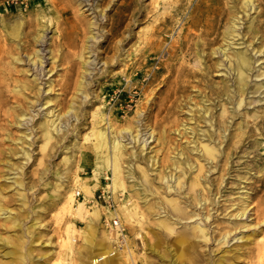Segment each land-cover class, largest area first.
<instances>
[{"label": "rangeland", "instance_id": "obj_1", "mask_svg": "<svg viewBox=\"0 0 264 264\" xmlns=\"http://www.w3.org/2000/svg\"><path fill=\"white\" fill-rule=\"evenodd\" d=\"M244 2L25 0V4L0 11V76H7L6 89L15 94L4 109L21 113L20 124L2 120L6 131L0 133V203L5 208L0 210V237L9 244H0V264H91L95 247L106 244L107 239L111 246L116 245L113 218L124 226L126 245L106 264H172V258L175 264H207L206 259L211 262V258H221L223 264H264V130L256 129V120L264 113V40L260 41L264 0H250L247 9ZM75 21L84 24L78 26ZM87 26L94 39L81 34L79 28ZM227 29L230 33L225 32ZM254 30L258 32L252 41ZM249 43L257 46L255 50L262 49L251 52H255L254 67L251 74L248 72L243 102L236 108L235 100L213 88H233L236 71L232 60L251 47ZM221 48H226L227 55L218 51ZM15 56L19 60L15 61ZM80 81L83 89L77 85ZM19 99L20 108L15 107ZM189 107L195 108L193 118ZM222 113L227 119L224 122L219 121ZM49 118L55 122L48 137ZM184 125L194 131L182 133ZM249 127H253L250 136ZM97 129L106 132L108 145L113 134L123 144L120 169L124 190L111 185L112 170L107 164L96 170L98 180L93 177L96 164L102 160L93 154ZM192 139L199 149L203 141H216L220 150L216 152L218 160L200 158L205 163L203 169L209 168L206 171L214 184L210 192L218 201L207 200L200 206H205L200 208L204 214L207 210L211 214L207 221L197 215L190 217L199 205L191 209L180 194L167 192L161 179L170 172L177 174L168 165L176 151H188L192 159L198 156L191 147L193 142H189ZM194 164L196 169L197 160ZM218 183L220 192L215 193ZM188 192L185 186L181 196ZM164 197L181 200L186 212L179 215L178 223L172 222L171 233L157 224L172 213ZM127 199L137 218L131 224L121 216L120 205ZM244 199L245 213L234 216L237 201ZM232 202L236 203L230 205ZM95 204L99 218L90 220ZM194 217L200 223H210L209 231L213 228L210 233L216 238L218 231L230 228L232 238L224 244L213 239L206 245L198 242L194 249L189 247L190 238L178 255L174 237L177 232L187 233L196 221ZM239 235L249 238L236 239ZM8 248L18 249L15 253L21 257L4 254Z\"/></svg>", "mask_w": 264, "mask_h": 264}, {"label": "bare ground", "instance_id": "obj_2", "mask_svg": "<svg viewBox=\"0 0 264 264\" xmlns=\"http://www.w3.org/2000/svg\"><path fill=\"white\" fill-rule=\"evenodd\" d=\"M250 0H245L244 2V5L246 6V9H247V5L249 3ZM78 3V2H77ZM241 4V3H240ZM252 4V3H251ZM79 5V4H78ZM254 5V4H253ZM244 6V7H245ZM231 7V6H230ZM243 7V6H242ZM245 9V8H244ZM83 11V10H82ZM238 11V10H237ZM248 11V10H247ZM234 12V11H232ZM249 13V12H248ZM82 14V13H81ZM244 14V13H243ZM77 15V14H76ZM247 15V14H246ZM128 16V15H126ZM236 16V15H234ZM237 18V16H236ZM238 18H240L238 16ZM18 19V18H17ZM233 19V18H232ZM167 20V19H166ZM89 21V20H88ZM195 21V20H194ZM2 22V21H1ZM238 22V21H237ZM4 23V22H3ZM79 23H83L84 22H79ZM78 23V24H79ZM94 23V20L93 22H91L90 24ZM262 23V22H261ZM75 24H77V22L75 21ZM87 24V23H86ZM264 24V22H263ZM11 25V24H10ZM20 25V24H19ZM93 25V24H92ZM124 25V24H123ZM232 25V24H231ZM79 26V25H78ZM235 26V25H233ZM242 26V25H241ZM89 26L85 27V28H79L80 32L82 35H84L83 37L85 39L87 38H93L94 39V35L93 33L90 34V30L88 28ZM91 27V26H90ZM97 27V26H96ZM243 27V26H242ZM264 27V26H263ZM262 27V28H263ZM92 28V27H91ZM90 28V29H91ZM119 28V27H118ZM240 28V26H239ZM261 27H259V29L261 30L262 29ZM46 29V28H45ZM233 29V28H232ZM236 29V28H235ZM7 30V29H6ZM86 30H87V33H86ZM122 30V29H121ZM8 31V30H7ZM14 31V30H13ZM16 31V29H15ZM242 31V30H241ZM12 32V31H11ZM17 32V31H16ZM15 32V33H16ZM89 32V33H88ZM117 32V31H116ZM226 33L229 32V30H225ZM258 30H254V31H251L252 35L251 36V40L253 41V38H254V35L255 33H257ZM230 33V32H229ZM118 34V33H117ZM241 34V32H240ZM243 34V33H242ZM262 37H261V40L260 41H263L264 40V32L261 33ZM230 36V35H229ZM240 36V35H239ZM246 36V35H245ZM40 35L37 36V39H40ZM201 37V36H200ZM259 37V36H257ZM184 38V37H183ZM186 38V37H185ZM199 39V37H198ZM231 39H234L231 38ZM237 39V38H236ZM92 40V39H91ZM201 40V39H200ZM250 40V41H251ZM42 41V40H41ZM72 41V40H71ZM230 41V40H229ZM122 42V41H121ZM239 42V41H238ZM244 42V41H243ZM255 42V41H254ZM37 43V42H36ZM231 43V42H230ZM81 44V43H80ZM121 44V43H120ZM224 44V43H223ZM252 43H249L248 45H250ZM230 45V44H229ZM262 45V44H261ZM94 46V45H93ZM220 46V45H219ZM244 46V45H243ZM246 46V45H245ZM251 46V45H250ZM78 47V46H77ZM91 47V46H90ZM242 47V46H241ZM254 47H257V46H254V44H252L251 47L248 48V46L241 52L237 53L233 60H232V63H231V66H232V69L233 71L236 73V81H235V84L233 86V88H231V90L229 89V86L228 85H224L223 87H215L213 88V90L215 92H218L219 94H223L225 96H227V99H231V100H235L236 102V108L239 107L243 100H242V95L245 93V89H246V83H247V78L248 77V72L251 71L253 69V62L252 60L254 61V53L255 52H261V49L260 48H255ZM86 48V47H85ZM89 48V47H88ZM92 48V47H91ZM90 48V49H91ZM236 48V47H235ZM20 49V48H19ZM83 49V48H82ZM40 49H37L35 51V53H38ZM252 50H255V52L252 54ZM264 50V49H263ZM92 51V50H91ZM215 52V50H213ZM219 52H222L223 56L227 55L226 54V48H221L218 50ZM90 52V51H89ZM88 52V53H89ZM205 52V51H204ZM12 53V52H11ZM216 53V52H215ZM9 54V53H8ZM121 54V53H120ZM263 54V53H262ZM10 55V54H9ZM18 55V54H17ZM31 55V54H30ZM37 55V54H36ZM41 55V54H40ZM40 55L38 57L39 61H41L40 59ZM261 55V54H260ZM21 56V55H19ZM28 56V55H27ZM35 56V55H34ZM85 56V55H84ZM87 56V55H86ZM221 56V55H220ZM30 56H28L29 58ZM232 57V56H231ZM231 57L229 56V59H231ZM35 58V57H34ZM80 58V57H79ZM78 58V59H79ZM221 58V57H220ZM15 61L19 60L18 57H14ZM83 59V58H82ZM85 59V58H84ZM217 59V58H215ZM226 60H227V57H226ZM115 61V60H114ZM223 61V60H222ZM19 62V61H18ZM35 61H33L34 63ZM231 62V61H230ZM229 62V63H230ZM88 63V62H87ZM181 63V62H180ZM83 64H86V61L83 60ZM221 64V63H220ZM36 66V64H35ZM260 66V64H259ZM37 67V66H36ZM4 68V67H3ZM89 68V67H87ZM258 68V67H257ZM12 69V68H10ZM30 69V68H29ZM35 69V68H34ZM227 69V68H226ZM218 70V69H216ZM228 70V69H227ZM1 71V70H0ZM39 71V70H38ZM90 71V70H89ZM10 72V71H9ZM7 72V73H9ZM14 72V71H13ZM232 72V71H230ZM84 73V72H83ZM82 73V74H83ZM192 73H195L194 71H192ZM223 73V72H222ZM250 73V72H249ZM264 73V72H263ZM12 74V73H11ZM178 74V73H176ZM211 74V73H210ZM233 74V73H232ZM251 74V73H250ZM254 74H255V71H254ZM13 75V74H12ZM224 75H226L224 73ZM234 75V74H233ZM253 75V74H252ZM35 76V75H34ZM83 76V75H82ZM177 76V75H176ZM229 76V75H228ZM227 76V78H228ZM7 76L3 77V75L1 74L0 76V133L3 132L5 130V126L4 124L2 123V120H4L5 118H8L10 120V123L11 124H20V118L21 117V113L16 111V113H9L10 111H7L5 108V105L8 103L9 101V98L10 97H15V94H11L10 91H8L6 89V83H5V79H6ZM15 77V76H14ZM252 77V76H251ZM38 78V77H37ZM83 78V77H82ZM234 78V76H233ZM232 78H230L231 80ZM255 79V78H254ZM14 80V79H13ZM24 81V80H23ZM229 81V80H228ZM9 82V81H8ZM36 82V81H35ZM226 82V81H225ZM232 82V81H231ZM82 81H80L77 85L78 87L81 89H83V85H82ZM229 83V82H228ZM227 83V84H228ZM253 83V82H252ZM29 87H32L33 84H28ZM255 85V84H254ZM40 86V85H38ZM257 86V85H256ZM259 86V84H258ZM26 87V86H25ZM78 88V89H79ZM255 88V86H254ZM25 89V88H24ZM85 89V88H84ZM256 89V88H255ZM39 90V89H38ZM208 90V89H207ZM222 90V91H221ZM17 92L18 91V88L15 90ZM30 91V90H29ZM40 91V90H39ZM43 91V90H41ZM252 91V90H251ZM13 92V91H12ZM27 92V91H26ZM35 92V91H34ZM44 92V91H43ZM47 92V91H46ZM207 92V91H206ZM232 92V95H230V93ZM38 93V92H37ZM85 93V92H84ZM175 93V92H174ZM35 94V93H34ZM33 95V94H32ZM236 98H235V96ZM245 95V94H244ZM85 96V95H84ZM204 96V95H203ZM238 96V97H237ZM179 97V96H178ZM181 97V96H180ZM179 97V98H180ZM203 98V97H202ZM213 98V97H212ZM221 98V97H220ZM35 99V97H34ZM194 99V98H193ZM226 99V98H225ZM14 100V99H13ZM173 100V99H172ZM215 100V99H214ZM217 100V99H216ZM185 101V100H184ZM206 101V100H205ZM34 102V101H33ZM45 102H48L47 100H45ZM212 102V101H211ZM224 102V101H223ZM226 102V101H225ZM251 102V101H250ZM16 105L15 107L17 106L18 108L21 107V103H20V99L18 101H16ZM170 104V103H169ZM244 104V103H243ZM173 105V103H172ZM175 105V104H174ZM186 105V104H185ZM210 105V104H209ZM26 106V105H25ZM226 106V105H225ZM72 107V106H71ZM195 107H199V106H195ZM247 107V106H246ZM10 108V107H9ZM171 108V107H170ZM190 108V107H189ZM206 108V107H205ZM75 109V108H74ZM147 109V108H146ZM195 109V108H194ZM190 108L189 110H191L193 112L192 114V118L194 116V112L195 110ZM16 110V109H15ZM239 110V109H238ZM186 111V110H185ZM200 111V110H199ZM209 111V110H208ZM211 111V110H210ZM240 111V110H239ZM242 111V110H241ZM246 111V110H245ZM159 112V111H158ZM187 112V111H186ZM204 112L206 113L207 111L204 110ZM212 112V111H211ZM172 113V112H171ZM174 113V112H173ZM237 113V111L235 112ZM159 114V113H158ZM209 114V113H208ZM230 114V113H229ZM238 114H241L238 112ZM23 115V114H22ZM55 115V114H54ZM164 115V114H163ZM200 115V114H199ZM202 115V114H201ZM145 116V115H144ZM198 116V115H197ZM208 116V115H207ZM138 117V115H137ZM146 117V116H145ZM162 117V116H161ZM166 117V116H165ZM200 118V116H198ZM218 117V116H217ZM246 117V116H245ZM57 118V116H56ZM190 118V117H189ZM203 118V116H202ZM228 118V117H227ZM237 118V117H236ZM244 118V117H243ZM23 119V118H21ZM50 119V118H49ZM59 119V118H58ZM205 119V118H203ZM212 119V118H211ZM141 120V119H140ZM157 120V119H156ZM159 120V119H158ZM161 120V118H160ZM170 120V119H169ZM206 120V119H205ZM204 120V121H205ZM225 120H227L226 118H224V113H222L219 117V121L221 122H224ZM244 120V119H243ZM162 121V120H161ZM160 121V122H161ZM185 121V120H184ZM212 121V120H211ZM230 121V120H229ZM55 122L54 119H50V121L47 122V128H46V135L49 137L50 136V126L53 125V123ZM61 122V121H60ZM59 122V123H60ZM138 122V121H137ZM136 122V123H137ZM156 122V121H155ZM203 122V121H202ZM108 123V122H107ZM135 123V124H136ZM185 123V122H184ZM198 123V122H197ZM256 123L258 124V126L256 127V129H262L261 131L264 130V113L261 114L259 117H258V120H256ZM57 124V123H56ZM155 124V123H154ZM176 124V123H174ZM187 124V123H186ZM228 124V123H227ZM232 124V123H230ZM169 125V124H168ZM210 126H212V124L210 123L209 124ZM23 126V125H22ZM231 126V125H230ZM111 127V126H110ZM171 127V126H170ZM182 127V126H181ZM233 127V126H232ZM52 128V127H51ZM55 128V127H54ZM221 128V127H220ZM111 130V128H109ZM126 127L125 128H122L120 131H125ZM165 129H167L165 127ZM189 129V131H187ZM204 129V128H203ZM225 129V128H224ZM251 129H253V127H249L248 131L250 132L249 133V136L250 134H252L253 131H251ZM3 130V131H2ZM175 130V129H174ZM199 130V129H198ZM222 130V128H221ZM6 131V130H5ZM4 131V132H5ZM23 131V130H22ZM127 131H129V129H127ZM171 131V130H170ZM194 131V128L192 127H189L188 126H183L182 128V133H187V132H191ZM205 131V130H204ZM225 131V130H223ZM247 131V132H248ZM260 131V132H261ZM32 132V131H31ZM139 132V131H138ZM168 132V131H167ZM219 132V131H217ZM22 133V132H21ZM165 133V132H164ZM178 133V132H177ZM181 133V132H180ZM7 134V133H6ZM120 134V132H119ZM217 134V133H216ZM140 135V134H139ZM150 135H151V132H150ZM167 135V134H166ZM212 135V132L211 130L209 131V136ZM22 136V135H21ZM20 136V137H21ZM132 136V135H131ZM152 136V135H151ZM202 136V135H201ZM217 136V135H215ZM4 137V136H3ZM7 137V136H6ZM29 137V136H28ZM95 137H96V140L95 142L93 143V148H94V152L93 154L96 155V156H99L102 158V160L96 164V168H95V171L93 173V177L95 180H98L97 178V171L99 172V169L103 166H105L106 164L108 165V167L112 170V186L114 189H118V188H121L122 190H124L125 186H124V181H123V175L121 173V169H120V161H121V158L123 156L122 154V147H123V144L121 143L120 139L116 136V135H111V141H110V144L108 145L109 143V140L106 136V132L104 130H101V129H97L95 130ZM200 137V136H199ZM211 137V136H210ZM228 137V136H227ZM167 138V137H166ZM185 138V137H184ZM217 138V137H216ZM232 138V135L230 136V139ZM33 139V138H32ZM136 139V138H135ZM147 138L143 139L144 142L146 141ZM188 139V138H187ZM190 139V138H189ZM198 139V138H197ZM203 139V138H202ZM215 139V138H214ZM223 139V138H222ZM229 139V138H228ZM13 140V139H12ZM11 140V141H12ZM24 140V139H23ZM195 140V139H194ZM194 140H190L189 142H193L191 143V147L192 149L196 150L197 153H198V156L195 157L194 159H192L190 153L188 151H176L175 152V159H173L171 161L170 164H168L170 167H173L174 171L175 169L177 170V174H172L171 172L169 174H167L166 176H161V179L164 180V183L165 184V188L167 190V192L171 191V190H174L177 194H180V198L183 199V202H185V204H189L193 209L195 210V206L198 204L199 207L197 211H193V214L190 216V217H193L195 215L199 216L200 219H202V221H207V219L209 217H211V214L209 213V210H207L206 214L203 213V209L204 207H200L201 205H204L205 204V201H209V203H214V204H218V201L215 200V196L211 194L210 192V187L213 186L214 184L211 182L210 180V176L208 174V171L206 170H209V168H205V170L203 169L204 168V164L205 163H201L200 161V158L202 157V159H204L205 161H209V159H217V154L219 151L217 150V145L215 144L216 141H214V143H210V142H206V141H203L202 145H201V148L199 149L198 146L194 143ZM218 140V139H216ZM225 140V139H224ZM20 141V140H19ZM25 141V140H24ZM212 141V140H211ZM219 141V140H218ZM21 142H23L21 140ZM137 142V140H136ZM141 142V141H140ZM187 142V141H186ZM188 142V143H189ZM196 142V141H195ZM205 142V143H204ZM128 143V142H127ZM146 143V142H145ZM189 143V144H190ZM222 144V141L220 142ZM237 143V142H236ZM19 144V143H18ZM188 144V146H189ZM231 145V142L229 143ZM178 145V144H177ZM224 145V144H223ZM222 145V146H223ZM235 145V144H234ZM232 144V146H234ZM165 146V145H164ZM200 146V145H199ZM5 147V146H4ZM17 147V146H15ZM221 148V147H220ZM17 149V148H16ZM126 150V149H125ZM175 150V149H174ZM222 150V149H221ZM5 151H8V150H5ZM21 151V150H20ZM192 151V150H191ZM223 151V150H222ZM230 151V150H229ZM135 152V151H134ZM195 152V151H194ZM217 152V153H216ZM133 153V152H132ZM196 153V152H195ZM229 152H227L228 154ZM231 153V152H230ZM23 154V153H22ZM128 154V153H127ZM135 154V153H134ZM223 154V153H222ZM17 155V154H16ZM19 155V154H18ZM232 155V154H231ZM26 156V155H25ZM134 156V155H133ZM8 157V156H7ZM129 157V156H128ZM140 157V156H139ZM219 159V158H218ZM217 159V160H218ZM197 160V167L195 169V162ZM2 161V160H1ZM214 161V160H213ZM229 161V160H228ZM129 163V162H128ZM165 163V162H164ZM210 163V162H209ZM130 164V163H129ZM150 165V164H149ZM9 166V165H8ZM127 166V165H125ZM131 166V164H130ZM133 166V165H132ZM209 166V165H208ZM213 166V165H212ZM148 167V166H147ZM206 167V166H205ZM16 168V167H15ZM215 168V166H214ZM14 169V168H13ZM97 170V171H96ZM194 170H197L196 173L192 174V172ZM211 170V169H210ZM168 171V170H167ZM210 172V171H209ZM226 173V172H225ZM104 175V174H103ZM134 175V174H133ZM145 176V175H144ZM7 177V176H6ZM11 177V176H10ZM14 177V176H13ZM19 178V177H18ZM17 178V179H18ZM16 179V178H15ZM224 179V178H223ZM14 180V179H13ZM17 184H20V182H17L18 180H15ZM143 181V180H142ZM140 182V181H139ZM145 182V181H143ZM147 184V183H146ZM220 184L221 183H218L215 187V193H218L220 192ZM3 185V184H2ZM1 185V186H2ZM15 186V185H13ZM132 186V185H131ZM147 186V185H146ZM185 186L188 187L189 189V192H188V195L184 194V196H181V189L185 188ZM22 187V186H21ZM20 187V188H21ZM83 187L85 189V191L88 192V184L86 182V180L83 181ZM15 188V187H14ZM18 188V187H17ZM2 189V188H1ZM1 189H0V192H1ZM4 189V188H3ZM202 190V192H201ZM3 191V190H2ZM222 191V189H221ZM144 192V191H143ZM173 192V191H172ZM17 193V191H16ZM148 193V192H147ZM202 193V194H201ZM150 194V193H149ZM138 195V194H137ZM219 195V194H218ZM240 195V194H239ZM20 196V194H19ZM154 197V196H153ZM172 197V196H171ZM244 197V196H243ZM247 198V197H246ZM160 199V198H159ZM128 201H130L129 199H127L126 201L122 202V204L120 205V209L122 208L121 210V216L122 218L127 222V223H133L134 221H137V218L135 216L136 212L133 210V205H130V202L128 203ZM164 201L165 203L169 206L170 210L172 213L168 214L166 218H162L158 221V226H161L163 227L167 233L168 232H174V225L172 224V222L174 223H178L180 220H179V215L180 214H183L185 212V210L182 208L181 206V200H178L177 198H165L164 197ZM203 201V202H201ZM247 201V200H246ZM249 201V200H248ZM3 202V201H2ZM68 202V201H67ZM161 202V201H160ZM151 203V202H150ZM153 203V202H152ZM234 203L236 202H232L230 205H233ZM245 203V199L240 203L239 201H237V207H238V210L236 212H234V216H239L241 217L244 213H245V210H246V207L247 205L244 204ZM68 204V203H67ZM73 204V203H72ZM129 204V205H127ZM23 205L22 204V208H23ZM153 205V204H152ZM6 206V205H5ZM68 205H66L65 207H67ZM164 207V205H163ZM69 206L67 207V210H68ZM98 207H96V204L94 205V208L93 210L91 211V215L89 216L90 220L91 219H98L99 218V211L97 209ZM149 208H151V206H149ZM168 208V209H169ZM201 208V209H200ZM211 208V207H210ZM4 210V206L0 203V210ZM19 209V208H18ZM71 209V208H70ZM207 209V208H206ZM205 209V210H206ZM204 210V211H205ZM260 210L259 208L257 209V211ZM6 211V210H5ZM17 212V211H16ZM143 212V211H142ZM150 212V211H149ZM154 212V211H152ZM188 212V211H187ZM192 212V211H191ZM259 212V211H258ZM257 212V213H258ZM141 213V212H140ZM186 213V212H185ZM3 214V213H2ZM19 214V213H17ZM11 215V214H10ZM82 215V214H81ZM81 215L79 217H81ZM175 215V216H174ZM190 215V214H189ZM187 215V216H189ZM258 215V214H257ZM69 216V214H68ZM77 216V214H76ZM186 216V217H187ZM230 216V214H229ZM14 217V216H13ZM181 217V216H180ZM185 217V218H186ZM8 218V217H7ZM183 218V217H182ZM198 218V219H199ZM5 219V218H4ZM194 219L196 220V218L194 217ZM193 219V220H194ZM5 221V220H4ZM11 221V220H10ZM7 222V221H6ZM186 222V221H185ZM201 221L199 220H196L194 222V224L192 225H189V230L186 232H182V233H179L175 235L174 237V240H173V243L175 244V246L179 247L178 249V255L180 253H182V246L185 242L188 241V239L192 238L191 241H190V244H189V247L191 246L193 249L195 247L196 244L201 243H205V245L207 244V241H209L210 239H213V240H216L217 242L221 243V244H224V243H228L229 240L232 238L230 237V232H231V229L230 228H225L223 229V231H218V237L216 238V236L210 232L214 231V229L212 228L210 231H209V228H210V223L208 222H203V223H200ZM16 223V222H15ZM18 223V222H17ZM136 223V222H135ZM134 223V224H135ZM258 223V222H257ZM35 224V222H32L30 225L33 226ZM156 224V223H154ZM173 226H172V225ZM189 224V222H188ZM21 225V224H20ZM18 225V227L20 226ZM157 226V225H156ZM214 226V225H213ZM15 227V226H14ZM130 227V226H129ZM128 227V229H129ZM217 228H219V226H215ZM17 228V227H16ZM159 228V227H158ZM220 228H224V226H221ZM135 229V228H134ZM161 229V228H160ZM159 229V230H160ZM136 230V229H135ZM163 230V229H162ZM161 230V231H162ZM221 230V229H220ZM113 231V230H112ZM134 231V230H133ZM111 232V230H110ZM129 232V231H128ZM131 232V230H130ZM111 234V233H110ZM8 236V235H7ZM113 237V236H112ZM137 237V236H136ZM8 238V237H7ZM12 238V237H11ZM248 239L249 236H243V235H239L236 237V239ZM8 240V239H7ZM31 240V239H30ZM264 240V239H263ZM0 244H7V241L3 238L0 237ZM10 240H8L9 242ZM12 242V241H11ZM10 242V243H11ZM108 242V243H107ZM262 242V240L260 241ZM261 244V243H260ZM16 245V244H15ZM19 245V244H18ZM1 246V245H0ZM11 246V245H10ZM188 247V245H186ZM263 246V245H262ZM2 247V246H1ZM14 247V246H13ZM30 248V247H29ZM128 249V248H127ZM1 250V249H0ZM18 250V249H16ZM16 250H13V249H10L8 248L4 254L6 255H11L13 253L16 252ZM24 251V248L21 249ZM31 250V248L29 249ZM19 251V250H18ZM226 252V251H225ZM224 252V253H225ZM23 253V252H22ZM21 253V254H22ZM25 253V252H24ZM223 253V254H224ZM17 253H15L16 255ZM116 254V251L114 249L113 246H111L109 244V241L108 239L106 240V244H99L97 247H95V249H93V251L91 252V264H106L108 262H110L112 260V258L114 257V255ZM221 254V255H223ZM2 255V254H0ZM29 256V255H28ZM7 257V256H6ZM11 257V256H9ZM13 257V256H12ZM15 257H21L20 255H16ZM209 257V255H208ZM12 259V258H11ZM29 259V258H28ZM33 259V258H32ZM211 262L209 261V259H206L207 260V264H223L222 263V259L220 258L219 261H214L213 258H211ZM6 260V259H5ZM262 260V259H261ZM11 261V260H10ZM17 261V260H15ZM23 260H21L22 262ZM29 261V260H27ZM172 264H175L176 261H175V258H172L171 260ZM17 263V262H16ZM32 263V262H31ZM29 263V264H31ZM34 263V262H33ZM36 264V263H35ZM258 264H261L259 263L258 261Z\"/></svg>", "mask_w": 264, "mask_h": 264}, {"label": "built area", "instance_id": "obj_3", "mask_svg": "<svg viewBox=\"0 0 264 264\" xmlns=\"http://www.w3.org/2000/svg\"><path fill=\"white\" fill-rule=\"evenodd\" d=\"M25 4V0H0V11L4 8L10 7L12 5H22ZM79 195V193H78ZM112 226L116 232V245L114 246L115 251L122 250L126 245L125 229L118 218L112 219ZM128 264H139L138 262H130Z\"/></svg>", "mask_w": 264, "mask_h": 264}]
</instances>
